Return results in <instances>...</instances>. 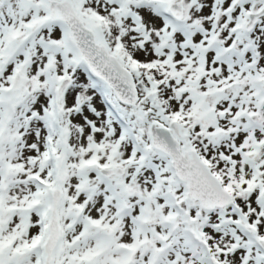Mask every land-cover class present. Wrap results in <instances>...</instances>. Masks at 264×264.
Segmentation results:
<instances>
[{
	"label": "snow or ice",
	"instance_id": "snow-or-ice-1",
	"mask_svg": "<svg viewBox=\"0 0 264 264\" xmlns=\"http://www.w3.org/2000/svg\"><path fill=\"white\" fill-rule=\"evenodd\" d=\"M0 264H264V0H0Z\"/></svg>",
	"mask_w": 264,
	"mask_h": 264
}]
</instances>
